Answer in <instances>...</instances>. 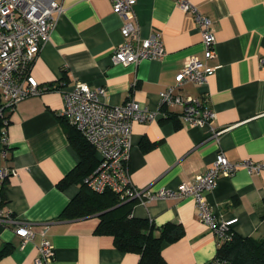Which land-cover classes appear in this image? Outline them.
Listing matches in <instances>:
<instances>
[{
	"label": "crops",
	"instance_id": "1",
	"mask_svg": "<svg viewBox=\"0 0 264 264\" xmlns=\"http://www.w3.org/2000/svg\"><path fill=\"white\" fill-rule=\"evenodd\" d=\"M57 1L62 9L31 66V74L47 89L20 100L7 129L14 173L4 183L0 211L27 221L34 237L22 248L14 233L17 223L0 219V247L12 246L0 264H35L46 225L44 237L53 248L47 264H139L138 253L120 250L111 235L95 232L97 214L59 217L80 189L78 183L57 185L79 161L61 122L65 103L60 90L78 80L92 89L103 87L99 98L107 104L133 99L159 110L154 120L131 125L127 166L137 188L174 189L211 167L220 152L231 162H264V0H190L213 21L216 55L206 63L216 68L206 83L188 84L184 92L208 96L216 135L174 114L165 116L162 112L169 114L172 108L159 106V92L173 82L185 59H203L192 15L174 0H135L139 35L159 32L165 55L122 65L110 58L122 40V18L110 0ZM205 194L216 218L235 219L231 229L236 235L264 236V169L250 173L240 167L233 175H220ZM131 215L158 227L182 226L181 237L161 245L168 264H206L216 255L217 237L198 217L192 196L137 200Z\"/></svg>",
	"mask_w": 264,
	"mask_h": 264
},
{
	"label": "built area",
	"instance_id": "2",
	"mask_svg": "<svg viewBox=\"0 0 264 264\" xmlns=\"http://www.w3.org/2000/svg\"><path fill=\"white\" fill-rule=\"evenodd\" d=\"M110 1L113 10L122 18V40L113 48L110 57L112 63L136 65L143 59H162L165 48L160 33L153 31L145 38L139 35L133 11L135 0ZM174 1L196 20L201 33L203 59L197 56L185 59L174 75L173 82L159 92V106L172 108L169 114L162 112L165 116L174 114L184 123L206 127L212 135H216L219 131L212 124L215 113L208 103V96L200 94L193 97L184 92V86L188 84L200 86L206 83L207 76L216 68L206 63L216 55L213 21L190 0ZM61 9L62 5L57 0H0V201L3 200L4 183L14 173L10 164L11 150L7 131L9 115L20 100L47 89L46 86H40L31 74V66L43 43L48 40L56 15ZM60 91L65 103L62 116L78 129L96 152L98 164L84 178L88 187L96 192L111 190L121 199H137L142 202L154 197L192 196L198 217L215 233L218 246L232 238L231 223L235 219L216 218L205 193L215 187L220 175H233L240 167L250 173H259L264 169V162L251 159L231 162L220 152L211 167L195 175L192 180L181 182L174 189L137 188L130 181L127 166L131 125L134 121L154 120L159 110H150L133 99L117 105L107 104L99 98L104 94L103 87L92 89L78 80ZM0 219L17 223L14 233L20 237L22 248L34 237L27 221L19 222L2 211ZM46 229L47 225L41 230L42 238L38 246L40 255L35 264L48 263L53 255L52 245L44 237ZM206 264H227V261L216 254Z\"/></svg>",
	"mask_w": 264,
	"mask_h": 264
},
{
	"label": "trees",
	"instance_id": "3",
	"mask_svg": "<svg viewBox=\"0 0 264 264\" xmlns=\"http://www.w3.org/2000/svg\"><path fill=\"white\" fill-rule=\"evenodd\" d=\"M61 122L79 155V161L57 185L65 188L71 183H78L80 189L69 200L59 217L72 219L97 214L99 220L95 232L111 235L115 246L120 250L138 253L139 264H168L162 255L161 245L164 241H174L181 237L182 226L178 223H166L158 227L147 218L133 217L131 210L137 199L124 200L111 190L96 192L88 187L84 178L98 164L94 147L64 116ZM11 248V243H4L0 247V258L9 253ZM216 254L225 259L227 264H264V236L242 237L233 232L229 241L218 246Z\"/></svg>",
	"mask_w": 264,
	"mask_h": 264
}]
</instances>
